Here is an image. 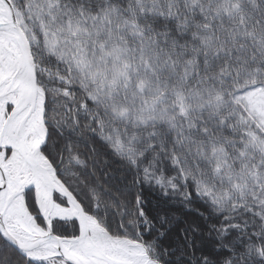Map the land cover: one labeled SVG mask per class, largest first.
Returning <instances> with one entry per match:
<instances>
[{
    "label": "snow or ice",
    "instance_id": "obj_1",
    "mask_svg": "<svg viewBox=\"0 0 264 264\" xmlns=\"http://www.w3.org/2000/svg\"><path fill=\"white\" fill-rule=\"evenodd\" d=\"M0 264H264V0H0Z\"/></svg>",
    "mask_w": 264,
    "mask_h": 264
}]
</instances>
